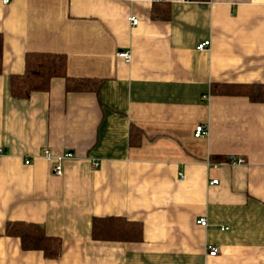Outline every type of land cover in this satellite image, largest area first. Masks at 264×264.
Listing matches in <instances>:
<instances>
[{
    "label": "crops",
    "instance_id": "crops-1",
    "mask_svg": "<svg viewBox=\"0 0 264 264\" xmlns=\"http://www.w3.org/2000/svg\"><path fill=\"white\" fill-rule=\"evenodd\" d=\"M167 2L171 18H152ZM0 33V264H264V103L211 92L264 83V0L0 1ZM33 51L65 54L70 77L104 79L99 95L55 77L13 98L9 76ZM199 124L208 133L196 137ZM44 148L74 154L62 175ZM107 215L140 221L143 240H93V217ZM9 220L43 224L60 256L23 250Z\"/></svg>",
    "mask_w": 264,
    "mask_h": 264
},
{
    "label": "trees",
    "instance_id": "trees-1",
    "mask_svg": "<svg viewBox=\"0 0 264 264\" xmlns=\"http://www.w3.org/2000/svg\"><path fill=\"white\" fill-rule=\"evenodd\" d=\"M152 18L168 20L171 18V5L159 3L152 9ZM3 34L0 33V73L3 65ZM55 77L65 79L67 91H93L98 95L105 80L96 77H70L67 75V57L63 53L33 51L25 55L24 70L11 74L8 79L10 95L15 99L29 98L34 92H45L51 87ZM211 92L223 95H243L252 102L264 103V83H217L211 85ZM143 130L136 124L130 127V145L141 143ZM229 157L214 155L212 160L220 162ZM144 226L140 221L125 216H94L91 224L93 240L135 243L143 240ZM5 234L20 240L23 250L42 251L46 258H58L62 251V240L49 235L45 226L25 220H9Z\"/></svg>",
    "mask_w": 264,
    "mask_h": 264
},
{
    "label": "built area",
    "instance_id": "built-area-1",
    "mask_svg": "<svg viewBox=\"0 0 264 264\" xmlns=\"http://www.w3.org/2000/svg\"><path fill=\"white\" fill-rule=\"evenodd\" d=\"M1 3L3 4H8L11 0H0ZM130 21L132 23V25H137L138 23V18L136 16H131L130 17ZM210 40H206V41H203L202 43L198 44L197 45V49H206L207 47H210ZM117 56L124 59V61L126 63H131L132 61V54H131V51L129 50H121V51H118L117 53ZM208 133L207 131V127L203 124H199L197 125L196 127V131H195V136L196 137H201L203 135H206ZM3 152V149L2 147H0V153ZM43 156L46 157L49 161L51 162H55V164L53 165V172L57 175H62L63 174V166L61 164V161L63 159H69V158H72L74 156V154L72 152H65L59 156H54L52 151L50 149H47V148H44L43 149ZM32 159L30 158H26L25 159V162L28 164L31 162ZM247 161L244 157H234L228 161H226L225 163L226 164H229V165H241V164H245ZM92 167L96 168L100 165V162L98 160H93L92 161ZM214 166L218 165V164H213ZM218 180L217 179H213V181L211 183H217ZM197 223L200 224V225H203V226H206L208 224V221L205 217H201L200 219L197 220ZM218 248L215 247V246H209V254L210 255H217L218 253Z\"/></svg>",
    "mask_w": 264,
    "mask_h": 264
},
{
    "label": "bare ground",
    "instance_id": "bare-ground-1",
    "mask_svg": "<svg viewBox=\"0 0 264 264\" xmlns=\"http://www.w3.org/2000/svg\"><path fill=\"white\" fill-rule=\"evenodd\" d=\"M123 60H124V59H123ZM131 62H132V61H131ZM196 127H197V126H196ZM195 131H196V130H195ZM207 131H208V130H207ZM194 135H195V133H194ZM212 181H213V180H212ZM212 181H211V182H212ZM217 183H218V182H217Z\"/></svg>",
    "mask_w": 264,
    "mask_h": 264
}]
</instances>
